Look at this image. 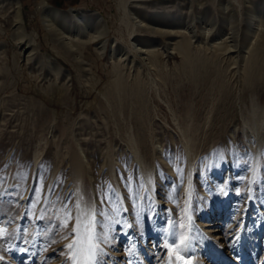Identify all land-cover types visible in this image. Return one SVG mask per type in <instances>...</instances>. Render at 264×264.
<instances>
[{
    "label": "rangeland",
    "instance_id": "1",
    "mask_svg": "<svg viewBox=\"0 0 264 264\" xmlns=\"http://www.w3.org/2000/svg\"><path fill=\"white\" fill-rule=\"evenodd\" d=\"M21 1L26 38L16 34L12 15L0 16V193L3 192L0 228L6 230L5 236L0 237V256L3 257L0 264H28L24 263L27 254L15 251V246L29 248L31 252L34 247L40 251L47 244L49 249L44 253L47 260L59 259L68 252L54 255L59 252L58 237L53 243H46L54 237V227L63 224L62 203L51 194L47 196L51 203L45 204L43 195L37 203L32 199V189L39 174L45 188L58 183V194L74 190L70 153L79 141L90 156L91 174L97 185L115 188L122 197V208L127 209L119 216L113 215L125 225L124 230L130 236L126 238L119 225H112L115 231L110 229L109 232L115 239L111 245L104 246V250L120 261L111 260L110 264H125L126 259L131 264L135 260L143 264L141 256L146 264H168L171 255L164 246L173 223L187 236L190 234L192 217L182 196L187 192L190 157L180 129V126L188 127L189 123L192 128L186 132L193 136L199 156L195 162L193 190V210L199 216L196 221L204 222L210 211L220 210L223 219L236 230L242 228L243 231L249 222L247 235L252 232L255 237L259 226L258 210L264 211V52L248 71L244 70L240 53L233 62L224 56L199 54L192 66L183 64L177 52L161 55L158 65H145L141 71L142 94L136 95L137 87L114 102L108 96L117 75L110 50L116 37L119 44L127 46L126 39H129V29L120 19L123 12L118 8V0H60L61 7L57 6V0ZM263 1L259 3L262 5ZM188 2L186 0L183 6ZM46 6L63 11L89 9L104 16L110 26L107 36L85 45L77 40L84 50L85 64L77 63L54 41L42 16ZM256 6L264 9V6ZM212 8L210 3L206 4L207 10H214ZM197 12L196 19L200 23L203 18L200 19ZM188 23H191L190 17ZM118 26L125 29L119 32ZM224 26L227 25L218 20L217 32ZM247 27L245 17L235 35L240 49ZM103 40H107L108 47L102 56L96 44ZM33 45L37 53L28 57ZM48 54L62 66L60 75L52 69ZM66 70L71 72L70 82L65 78ZM143 131L148 137L142 152L151 167L155 164L159 167L156 180H159L157 188L161 199L152 194L139 161L128 147L130 133ZM158 141L163 150L155 154L153 150ZM121 175L132 177L135 207L143 208L139 220L135 218L125 187L123 190L119 187ZM85 180H90L89 174ZM108 191L110 194L111 190ZM137 191L138 200L135 199ZM158 201H161L164 217L162 223L156 216ZM105 210L111 211L108 205ZM69 228L70 223L63 232ZM153 228L160 234L157 246L151 243ZM206 229L216 240L218 231ZM143 230L150 231L145 243L138 235ZM262 235L261 232L258 239L264 242ZM18 237L28 242L22 243ZM129 239L135 242L131 247H128ZM216 241L219 243L221 238ZM143 245L152 251V256L159 253L155 263L146 261ZM36 250L38 258H42ZM255 254V264L260 261L263 264L262 248ZM198 256L194 255L199 261ZM45 257L39 262L45 261ZM38 260L32 264H40ZM233 260L235 264H251V259L240 262L238 255Z\"/></svg>",
    "mask_w": 264,
    "mask_h": 264
},
{
    "label": "bare ground",
    "instance_id": "2",
    "mask_svg": "<svg viewBox=\"0 0 264 264\" xmlns=\"http://www.w3.org/2000/svg\"><path fill=\"white\" fill-rule=\"evenodd\" d=\"M185 1L186 0H118V8L123 12V16L120 19L126 25L125 27L129 29L127 30L129 32L127 38L129 39H126V41H128L127 46L119 44V40L116 37L113 40L110 50L111 59L114 63V69L116 70L117 75L114 84L109 88L108 96L109 98H112L114 102H118V100L127 94V92L137 87L136 95L140 96L142 94V87H140L141 71L145 65L153 66L155 63L158 65L161 55L168 56L177 52L180 54L183 64L192 66L196 60L195 56L199 54H204L209 57L224 56L231 59L232 62L241 54L245 71H248L252 65L256 64L258 57L264 52V9H260L256 5L264 6V1L261 5L259 0H188V4H184L183 6ZM209 3L213 6L214 10L209 11L206 9V4ZM192 7H195V9L193 10ZM174 8H177L178 10H176V12H171ZM154 9L156 10L151 12V10ZM185 9L189 11L183 12ZM196 11L200 14V19L203 18L200 23L197 22L195 15ZM9 15H12L15 19L16 34L19 35L20 38H26L23 2L21 0H0V16L8 17ZM42 16L47 30L53 35L54 41L77 63H86L83 53L84 50L82 51V47L79 46L77 40H81L80 42L84 45L90 44L94 41L100 40L110 33L109 24L104 16L97 11L89 9H72L70 11H63L57 7L46 6ZM189 17L191 18V23L187 24ZM245 17L249 27H247L243 38L245 41L243 48L240 49V44L237 45L235 35L240 29V25L245 21ZM158 18H162L164 21L162 20V22L160 20V22L157 20ZM220 19L227 26L222 27L221 31L217 32V24ZM118 27L120 28L117 30L120 32L123 28L122 26ZM118 35L119 37L121 36L120 34ZM21 40L23 41V39ZM122 43L124 42L122 41ZM107 47V40L99 41L96 44V49L102 54V56L106 54ZM1 48H3V46ZM23 50L26 51V48ZM36 50V46L33 45L28 57H31L34 53L36 54ZM48 58L52 69L57 75H60L62 72V66L60 63L56 59H53L49 54ZM64 74L65 78L70 82L71 72L66 70L64 71ZM130 77L132 78V81H129ZM121 91H123V94ZM167 107L169 108L170 106ZM190 128H192L190 123L186 128L180 126V129L184 134V145L186 146L187 153L190 157L188 164L190 172H188L189 177H187L186 180L187 192L185 191L182 195L184 205L187 203L189 214L192 217L190 234L187 236L182 229H179V227L173 223L171 231L169 232V237L167 238V242L165 241L166 244L164 246V248L168 250L169 255H171L168 264H199L200 262L202 264H207L206 261H203L205 259L212 261L211 264H235V261L233 260L235 255L240 257V262L244 259H247L248 261L251 259V264H255L257 261H255V253L260 251L261 248L263 254L261 260H263L264 264V242L258 239L261 232L263 233L261 238L264 237V211L261 210L262 208L258 210L259 226L255 237L252 232L250 235H247L249 230L247 231L246 229H249V222H247L243 228L246 233L244 230L242 231V228L236 230L235 227L232 228V225H230L231 223L228 224L223 219V214L220 215V210L213 212L210 211L204 222H201L199 219V222L196 221L198 214L193 210V190L196 182L195 162L198 156V151L193 136H190L186 132V130ZM129 129H131V127ZM129 137V142L131 144L128 147H130L135 158L139 161L152 194L156 199H161V192L157 188L159 180H156L159 178V167L156 164L151 167V165L147 163L142 152L143 145L145 146V140L148 137L147 134L144 133V131L140 133L131 132ZM156 143H158V146L153 151L155 154H158L162 152L163 146L159 141ZM70 164L72 167L73 180L71 182L73 189L76 190L79 195L83 196L84 200L89 199L90 195L94 197L97 193V180H94L91 174L92 162L90 156L87 154L83 143L80 141L70 153ZM113 167L114 161L112 169ZM87 174L90 175V180H85ZM119 187L121 190L124 189V184L121 180H119ZM2 198L3 192L0 193V200ZM158 202L159 203L156 202L158 204L156 216L158 217L159 222L162 223L164 217L161 212L162 207L160 208L161 201ZM98 203L99 202L97 201V204ZM127 205L130 207L129 204ZM170 206L172 207V204H170ZM75 214L74 211L73 215ZM72 227L73 223L70 222L69 230L63 232V227H61V225H56L52 230L54 237H52L50 241H46V243L51 241L53 243L54 238L58 237L60 241L57 244L58 251L60 252L61 249H63V251L68 250L67 248H64V245L73 242L74 237L68 235V232ZM206 228H213L218 231L216 237L217 239L221 238V241L218 243L216 241L217 239H213L210 231H207ZM134 230L135 228L133 231ZM97 233H99V224L97 225ZM141 233L143 236L142 242L144 241L145 243L150 231L143 230ZM152 233L153 240L151 243L156 244L157 246L159 245L160 234L154 228ZM240 237H243L242 240H239ZM228 238H231L230 241H228ZM47 246L49 245L45 244L41 250L39 248L40 251L36 250L37 248L34 247L31 251V255H26L28 258L24 263L32 264V262L34 260L37 261V259H39L37 263H45V261H39L45 257L44 253L49 249L46 248ZM87 247L86 233L81 230L80 243L75 249L80 254L81 260L87 255ZM142 247L143 250L145 249L144 252H146V261L150 260L155 263L159 253H156L158 254L157 256L156 254H153L152 256V251L148 250L149 248L147 246L143 245ZM35 250L42 254V258H38V254L35 253ZM68 252L64 253L65 255L63 254L59 259H51L47 260V262L60 264V262L68 256ZM196 254L199 255V261L194 257ZM224 254H226V256ZM203 256L207 257L203 259ZM143 257L141 256L142 263L146 264ZM111 258L113 261H120L114 257V254L111 255ZM44 260H46V257ZM66 260L68 261V264H71V260L68 258L65 259V261ZM65 261H62L61 264H65ZM137 263L140 264V262L136 260L132 262V264ZM259 264H262V261H260Z\"/></svg>",
    "mask_w": 264,
    "mask_h": 264
},
{
    "label": "snow or ice",
    "instance_id": "3",
    "mask_svg": "<svg viewBox=\"0 0 264 264\" xmlns=\"http://www.w3.org/2000/svg\"><path fill=\"white\" fill-rule=\"evenodd\" d=\"M121 181L124 184L126 190V196L133 203V211L135 218L139 220L141 218V213L143 208L137 209L135 207V200H133V193L131 189L132 177L121 175ZM58 183H53L48 185L46 188L42 183L41 177L39 174L35 177V187L32 189V199L35 202H40V195L44 196V203L49 204L50 201L47 200V196L51 194L55 197L57 201H60L63 205L62 211H64V220L61 227L67 228L70 222L73 223V227L68 232V235L73 236V242L64 245V248L69 250L68 259L71 260V264H110L111 254L105 252L104 246H109L112 244V240L115 239V235H110L109 230L112 229L113 224L120 226L121 234L126 238L130 234L124 230L125 225L118 219H114L113 215L119 216L121 211L127 212L126 208H122V197L115 188H112L111 185H97L96 195L89 196V199L84 200L83 196L79 195L76 190L69 192L57 193ZM108 189L111 190L109 194ZM135 199H140L139 192L135 193ZM97 201L99 202L97 204ZM71 205V207H69ZM83 205V207H82ZM105 205H108V208L111 209L110 212H106ZM75 211V215L73 212ZM100 225V232L97 233V225ZM83 230L86 233L87 241V255L81 260L80 254L75 249L80 243V233ZM115 230L112 229V232ZM6 230L0 228V237L5 236ZM140 239H143L142 234H138ZM67 238V237H65ZM21 239L22 243H27V239L23 237H18ZM134 241L129 239L128 247L134 245ZM35 246V243L32 244V247ZM14 250L17 252H23L27 255H31L30 249L21 246H15ZM63 252V249L60 252L54 253V255H60ZM51 258V257H49ZM0 261H3V257L0 256ZM47 264V259L45 260ZM65 264H68V261H65ZM125 264H131L130 260L126 259Z\"/></svg>",
    "mask_w": 264,
    "mask_h": 264
},
{
    "label": "water",
    "instance_id": "4",
    "mask_svg": "<svg viewBox=\"0 0 264 264\" xmlns=\"http://www.w3.org/2000/svg\"><path fill=\"white\" fill-rule=\"evenodd\" d=\"M56 3H57V6H58V7H61V6H62V3H61V1H60V0H57V2H56Z\"/></svg>",
    "mask_w": 264,
    "mask_h": 264
}]
</instances>
